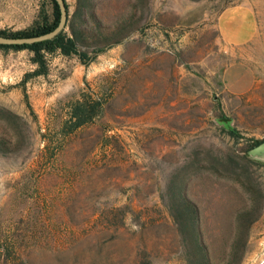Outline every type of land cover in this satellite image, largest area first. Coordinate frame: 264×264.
Masks as SVG:
<instances>
[{
  "label": "rangeland",
  "instance_id": "rangeland-1",
  "mask_svg": "<svg viewBox=\"0 0 264 264\" xmlns=\"http://www.w3.org/2000/svg\"><path fill=\"white\" fill-rule=\"evenodd\" d=\"M85 2L81 51L91 12L138 29L87 64L43 52L42 73L31 50L0 48V247L19 254L6 264H264V152H250L264 141V0ZM42 5L0 0V30H28ZM184 200L201 251L176 218Z\"/></svg>",
  "mask_w": 264,
  "mask_h": 264
},
{
  "label": "trees",
  "instance_id": "trees-1",
  "mask_svg": "<svg viewBox=\"0 0 264 264\" xmlns=\"http://www.w3.org/2000/svg\"><path fill=\"white\" fill-rule=\"evenodd\" d=\"M65 1L66 10H67V24L68 32L62 30L58 35H56L52 39L43 40L31 44H22V45H0V48H13V49H23L27 48L31 50L34 55L32 60L38 63L39 68L36 70L35 73H42L44 72V59H43V52H55L60 51L64 55H76L82 63H89L92 61L95 56L103 51L105 47H110L113 44L121 42L122 38L125 37L127 34L136 31L138 29V22L139 19L134 17V14L130 15L128 18V27L125 31H121L119 29L118 24H121V21L118 20L114 26L111 28V25H100L99 20L96 18L93 12L90 13L91 18L94 20L96 24V31L92 34H89L90 38L93 40V49L91 50V54L87 51H81L79 49V44L84 42L87 38V33L85 35V31L78 26L76 19H79L81 16V8L84 7L87 3L85 0L81 2V0H77L76 8L73 11L71 17H69V10L68 4ZM50 4L52 5L51 14H48L43 5L39 11L38 20L32 25L31 28L28 30L17 31L12 33H7L3 30H0V34L5 36H32L43 34L52 30L59 19V8L55 0H49ZM86 104H77L74 107L73 117L75 121L73 122V128L80 126L81 124L85 123L90 119V114L87 113ZM100 106V102L95 101L90 105V110H97ZM183 205L181 208L178 209V215L176 218L180 220L181 226H183V232L188 233L191 237L193 236L195 240L192 243V248L195 251H201L202 246L197 242L196 236L197 231L195 230V222L197 218L196 208L195 205L192 204L190 201L184 200L182 201ZM186 230V231H184ZM18 248L15 244H5L1 245L0 247V258L2 257L4 263H9L16 256H19L17 253ZM200 264H211L205 258L200 259Z\"/></svg>",
  "mask_w": 264,
  "mask_h": 264
},
{
  "label": "water",
  "instance_id": "water-1",
  "mask_svg": "<svg viewBox=\"0 0 264 264\" xmlns=\"http://www.w3.org/2000/svg\"><path fill=\"white\" fill-rule=\"evenodd\" d=\"M59 8V19L56 26L43 34L32 35V36H5L0 34V45H22L31 44L43 40H48L54 38L62 30L65 29L67 24V10L64 0H55ZM250 152L252 154L264 152V141L259 143L257 146L253 147Z\"/></svg>",
  "mask_w": 264,
  "mask_h": 264
}]
</instances>
